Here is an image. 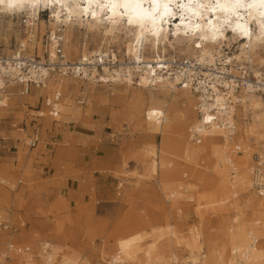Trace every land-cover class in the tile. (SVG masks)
<instances>
[{
  "label": "bare ground",
  "instance_id": "1",
  "mask_svg": "<svg viewBox=\"0 0 264 264\" xmlns=\"http://www.w3.org/2000/svg\"><path fill=\"white\" fill-rule=\"evenodd\" d=\"M45 9L49 54L37 60L35 30ZM22 14L28 36L3 55L22 60L28 49L23 55L30 60L29 77L39 69L43 84L24 95L14 84L2 104L27 101L33 107L42 94L79 92V81L87 82L84 92L98 97L97 83H120L145 141L161 137L158 153L148 143L140 148L142 180L159 172L163 207L176 213V223L182 208L193 203L196 224L182 228L165 221L118 238L102 252L107 264H264V192L251 180L254 157L264 155V0H0V17ZM176 17L180 22L169 28ZM73 25L91 36L125 40L128 62H119L103 43L92 50L78 46ZM58 29L65 37L64 59L53 53ZM232 45L236 53L229 55ZM58 111L45 116L47 123L66 124L79 114L71 99H62ZM194 130L202 132L201 144L189 139ZM174 155L183 167L169 159ZM189 172L198 183L189 180ZM214 216L221 218L218 233L210 226ZM27 250H15L22 253L15 264H80L47 240L38 247L37 261Z\"/></svg>",
  "mask_w": 264,
  "mask_h": 264
},
{
  "label": "rangeland",
  "instance_id": "2",
  "mask_svg": "<svg viewBox=\"0 0 264 264\" xmlns=\"http://www.w3.org/2000/svg\"><path fill=\"white\" fill-rule=\"evenodd\" d=\"M23 16L0 17L2 54L9 55L26 40ZM49 25L50 10L45 9L35 30V44H40V56L37 50L33 53L37 60L48 58ZM73 28V41L78 46L87 44L92 50L103 43V49L117 52L119 62H128L125 40H108L101 33L91 36L77 25ZM235 48L232 45L226 52L236 53ZM27 53L28 49L23 52ZM86 83L78 82L79 92L61 95L60 101L71 99L79 111L66 124L26 120L25 132L17 131L23 117L35 115L41 101L53 92L42 94L33 107L25 101L23 106L17 103L0 111V115L4 114L0 119V138L5 140L0 141V180L4 181L0 182V215L15 230H0V257L6 253L7 242H11L28 248L30 257L37 261L38 247L47 240L61 248L60 254L74 256L80 264H107V256L102 257V252L111 250L118 238L145 232L165 221L182 228L196 224L193 203L182 208L178 223L176 213L165 210L157 185L159 172L150 177L151 181L142 180L140 148L148 143L158 153L161 137L155 135L145 141L147 136L126 109L122 85L97 83L96 97L84 92ZM34 127L38 128L39 142L30 149L24 142ZM169 159L185 165L175 155ZM189 175L192 183H198L194 172ZM68 179L79 187L78 195L66 194L63 183ZM197 187L202 190L205 186ZM220 219L212 218L210 226L214 233L222 227ZM21 255L9 252L5 261L0 258V264H15Z\"/></svg>",
  "mask_w": 264,
  "mask_h": 264
},
{
  "label": "built area",
  "instance_id": "3",
  "mask_svg": "<svg viewBox=\"0 0 264 264\" xmlns=\"http://www.w3.org/2000/svg\"><path fill=\"white\" fill-rule=\"evenodd\" d=\"M55 46H54V55L57 58L64 59L63 54V36L56 32L55 38H54ZM49 53V52H48ZM22 60H12L10 58H7L8 56L3 55L0 52V110H3L7 108V105H3L2 103H7L10 97V91L9 88L12 87V85H18L19 88V95H24L28 93L29 88L32 87H39L43 84V75L42 72L37 69L35 76H30L29 74V67L30 60L25 58L22 51ZM61 96L60 95H52L51 97H46L43 99L40 103L39 108H36L34 113L35 115L26 114L23 117L22 122L18 125L20 128L17 129V131L25 132L26 130V120H39L44 119L45 116L54 117L56 114H58V104L60 102ZM26 105H28L26 103ZM29 107V106H27ZM53 122H55L53 120ZM34 126H37L34 124ZM190 134L191 141L196 144H201L203 137L201 136L202 132L198 130H194ZM27 141L24 142V144L30 148L33 149L36 147V145L39 142V131L37 127L32 128L31 135L27 136ZM1 142H4L5 140L3 138H0ZM254 167L252 172V183L253 186L256 187V190L261 192H264V155L262 156H255L254 157ZM2 217V216H0ZM0 230L14 233V229L11 226V223L9 221H6L5 218H0ZM10 246H12L11 251L15 254H22L20 252H15L17 248H21L22 251L25 250V248L22 247H16L15 244L9 243ZM8 245V246H9ZM28 251V250H27ZM20 253V254H19Z\"/></svg>",
  "mask_w": 264,
  "mask_h": 264
},
{
  "label": "crops",
  "instance_id": "4",
  "mask_svg": "<svg viewBox=\"0 0 264 264\" xmlns=\"http://www.w3.org/2000/svg\"><path fill=\"white\" fill-rule=\"evenodd\" d=\"M63 187L66 190V194L71 192L72 195H78V192H80L79 187L71 179L65 181V183H63Z\"/></svg>",
  "mask_w": 264,
  "mask_h": 264
}]
</instances>
